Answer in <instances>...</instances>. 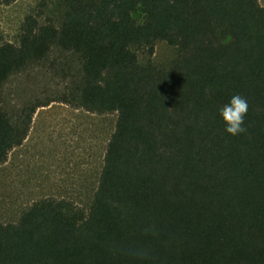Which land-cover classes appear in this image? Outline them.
Instances as JSON below:
<instances>
[{
	"label": "trees",
	"instance_id": "16d2710c",
	"mask_svg": "<svg viewBox=\"0 0 264 264\" xmlns=\"http://www.w3.org/2000/svg\"><path fill=\"white\" fill-rule=\"evenodd\" d=\"M14 0H3L9 4ZM0 45V88L53 46L77 53L63 101L116 113L87 208L49 197L0 222V264H264V7L259 0H61ZM166 66L139 62L157 42ZM239 94L245 132L219 109ZM0 105V164L35 108Z\"/></svg>",
	"mask_w": 264,
	"mask_h": 264
},
{
	"label": "rangeland",
	"instance_id": "374dc122",
	"mask_svg": "<svg viewBox=\"0 0 264 264\" xmlns=\"http://www.w3.org/2000/svg\"><path fill=\"white\" fill-rule=\"evenodd\" d=\"M61 0H0V45L17 43L28 15L41 23L56 20ZM264 7V0H259ZM139 62L166 66L178 48L159 41L152 55L136 50ZM81 60L77 53L53 46L47 56L13 74L0 88V105L16 118L35 108L23 143L0 164V222L18 220L34 202L64 198L87 208L97 186L104 150L117 114L91 113L63 101L78 84Z\"/></svg>",
	"mask_w": 264,
	"mask_h": 264
},
{
	"label": "clouds",
	"instance_id": "9594fccd",
	"mask_svg": "<svg viewBox=\"0 0 264 264\" xmlns=\"http://www.w3.org/2000/svg\"><path fill=\"white\" fill-rule=\"evenodd\" d=\"M248 111L247 100L239 94L233 95L227 104L219 109L224 131L232 136L245 132L244 118Z\"/></svg>",
	"mask_w": 264,
	"mask_h": 264
}]
</instances>
